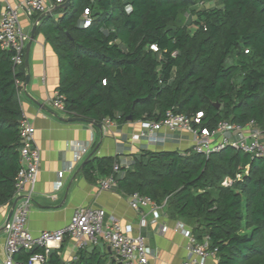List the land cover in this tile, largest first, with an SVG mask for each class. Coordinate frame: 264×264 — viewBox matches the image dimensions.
<instances>
[{"label": "trees", "instance_id": "obj_1", "mask_svg": "<svg viewBox=\"0 0 264 264\" xmlns=\"http://www.w3.org/2000/svg\"><path fill=\"white\" fill-rule=\"evenodd\" d=\"M202 1L69 0L64 8L32 14L39 19L35 33L56 56V94L66 113L97 125L128 116L156 121L172 109L202 112L200 125L210 128L221 120H254L264 129V0L199 7ZM85 9L90 24L83 27ZM11 57L0 47V206L12 201L20 168L17 83L27 75L24 63L14 66ZM127 156L132 164L114 173L118 190L149 196L191 226L199 241L207 236L216 264H264V158L230 146L208 156L190 148ZM120 158L91 155L81 172L89 180L105 177ZM225 178L230 185L222 184ZM32 252L14 258L25 261ZM77 253L68 264H107L84 248ZM60 262L55 251L42 264Z\"/></svg>", "mask_w": 264, "mask_h": 264}, {"label": "crops", "instance_id": "obj_2", "mask_svg": "<svg viewBox=\"0 0 264 264\" xmlns=\"http://www.w3.org/2000/svg\"><path fill=\"white\" fill-rule=\"evenodd\" d=\"M7 1L17 9L21 30L28 35L26 52L34 21L19 6L20 0ZM45 1L48 6L52 5V0ZM2 4L3 0H0V5ZM25 68L29 80L25 87L24 82L22 83L20 104L23 115L35 128L34 142L40 150L37 179L26 224L28 230L37 235L43 230L60 228L69 222L78 206L103 208L106 213L105 223H110L111 218H115L122 227L131 228V235L143 237L149 250V264H180L187 256V239L176 232L174 227L182 219L169 216L162 209L160 216L153 222L150 209L146 207V222L143 223L141 215L129 205V193L116 187L102 190L99 187L102 177L87 179L81 172V166L90 153L98 157L120 154L124 158L142 149L184 151L190 148V134L176 130L171 137H167L163 145H153L142 138L131 139L134 134L144 131L138 120H127L124 123L113 121L105 132H102L101 125L98 127L77 119L69 120L71 116L55 110L50 103L56 93L58 67L54 51L41 33L34 34L29 48L28 67ZM74 142L86 143L89 151L81 161L74 162L73 167L67 170L68 164L73 160ZM61 170L66 171L59 179L57 173ZM56 182L60 183L58 189L55 188ZM12 204L13 201L0 206V261L5 257L3 224ZM161 224L167 226L164 233L160 232ZM60 246L51 248L53 252L57 251L62 262L60 264L77 260L79 248L73 239L65 238ZM84 249L88 254L97 253L107 264L120 263L106 242H88ZM205 264H216V259L208 258Z\"/></svg>", "mask_w": 264, "mask_h": 264}, {"label": "built area", "instance_id": "obj_3", "mask_svg": "<svg viewBox=\"0 0 264 264\" xmlns=\"http://www.w3.org/2000/svg\"><path fill=\"white\" fill-rule=\"evenodd\" d=\"M65 0H55L48 6L45 0H20L19 6L25 14L31 18L32 14L43 15L51 12L53 7L63 3ZM203 1L198 3L202 7ZM39 19L34 20L38 24ZM90 24L88 9L84 10L81 25L86 27ZM28 35L23 33L19 24L18 11L7 0L0 5V47L12 51V62L14 66L24 63L25 43ZM150 49L157 51L155 44ZM22 86V83H17ZM21 94V88L19 91ZM52 107L66 113L63 97L55 93L50 99ZM67 114V113H66ZM202 112L195 116H188L183 113H176L172 109L166 110L160 120H138L144 131L134 134L131 139H145L153 145H163L168 136L171 137L176 130L188 132L191 136L190 149L193 152L208 156L226 146L251 154L253 157L264 158V129L256 125L254 120L244 124L221 120L214 127L200 125ZM113 120L106 118L102 121L101 130L105 132ZM35 128L33 124L23 115L20 123V168L16 175L15 189L12 201L16 200L12 215L3 224L5 233L3 251L4 259L0 264H42L46 261L51 248L59 247L65 238L73 239L78 248L86 247L88 242H106L120 264H149V250L146 248L141 235L133 236L129 232L130 227H122L119 221L111 218L110 223H105V210L90 206H78L67 224L54 230H43L39 234H32L26 224L30 211L32 193L40 162V150L34 142ZM73 160L67 166V170L73 167L74 162L81 161L88 153V145L83 142H74ZM130 157L120 158V162L113 164V172L99 181L102 190L116 187L114 173L121 167H129L132 164ZM66 170L57 173L59 179L64 176ZM227 186L231 184L228 178L222 181ZM60 183H55L58 189ZM129 205L141 215V221L146 222L144 209L149 207L152 221L155 222L160 216L163 205L157 204L147 195L138 192L129 194ZM167 226L160 225V232L164 233ZM186 239L187 256L180 264H205L208 258H215V251L209 249L208 237L199 241L192 232V228L183 221H177L174 227ZM36 248L43 251L32 252ZM32 252L27 260L20 261L14 258L19 251Z\"/></svg>", "mask_w": 264, "mask_h": 264}, {"label": "water", "instance_id": "obj_4", "mask_svg": "<svg viewBox=\"0 0 264 264\" xmlns=\"http://www.w3.org/2000/svg\"><path fill=\"white\" fill-rule=\"evenodd\" d=\"M68 3H69V0H65L63 3L57 5L56 7H58V8H64V7H66V6L68 5ZM36 26H37V24L34 23L33 26H32L31 32H30V40H29V42H28L27 45H26V52H25V56H24V66H25V67H28V54H29V48H30L31 41H32V39H33V37H34V34H35ZM28 80H29V75L27 74V75H26V79H25V81H24V87L27 85ZM74 119L81 120V118H69V120H74ZM127 120H131V117L128 116V117H127ZM97 126L100 127V124H97ZM91 154H92V153H90V154L86 157V159L84 160V162H85V161L91 156ZM84 162H83V163H84ZM83 163H82V165H83ZM15 203H16V200L13 201L11 211L9 212L6 221H8V220L10 219V217H11V215H12V210H13V208H14V206H15ZM53 251H54L53 249H50L49 252H48V254L52 253ZM61 263H62V262H61ZM119 264H120V263H119Z\"/></svg>", "mask_w": 264, "mask_h": 264}, {"label": "rangeland", "instance_id": "obj_5", "mask_svg": "<svg viewBox=\"0 0 264 264\" xmlns=\"http://www.w3.org/2000/svg\"><path fill=\"white\" fill-rule=\"evenodd\" d=\"M217 4H219L218 0H203L202 6L209 7V6H215ZM181 22L184 23V24H187L188 20H187V18L184 17V18L181 19Z\"/></svg>", "mask_w": 264, "mask_h": 264}]
</instances>
